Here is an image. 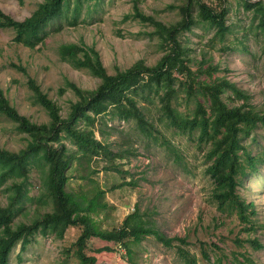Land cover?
Listing matches in <instances>:
<instances>
[{
	"label": "rangeland",
	"instance_id": "rangeland-1",
	"mask_svg": "<svg viewBox=\"0 0 264 264\" xmlns=\"http://www.w3.org/2000/svg\"><path fill=\"white\" fill-rule=\"evenodd\" d=\"M40 1L0 0V9L20 20ZM183 1L80 0L74 18V0H70L69 9L50 21L43 38L33 43L16 40L13 28L0 26V86L20 113L33 121L47 122L46 109L33 98L26 75L16 67L22 65L65 115L69 102L76 98L70 83L89 89L99 79L87 69L63 60L58 52L61 43L82 42L94 47L110 73L138 59L153 64L163 53L160 38L152 24L141 21L133 12L138 9L170 23L180 17L178 6ZM202 1L216 9L225 8L228 29L220 37L214 26L196 21L179 35L189 48L188 65L195 79L209 82L224 77L247 95L254 110L264 114V30L257 26L259 14L252 7L244 8L240 0ZM196 9L195 6L194 16ZM187 85L184 75H175L171 104L191 116L196 102L187 93ZM161 93L153 89L131 93L148 124L153 125L154 136L142 134L135 120L118 118L109 108L96 116L92 126L94 137L106 145L108 152L81 155L70 138L62 137L68 151L76 153L66 171V187L82 201L95 197L97 207L87 215L98 230L119 229L125 217L137 210L141 219L164 236L179 239L173 241V246H166L150 234L139 242L125 237L121 243L91 236L85 253L95 256V264H187L177 253L175 245L179 244L196 264H264L263 124L257 122L241 139L245 151L257 162L255 169L247 167L248 173L237 191L244 204L252 201L253 205L242 213L229 206L220 209L211 197L214 182L206 172L210 144L198 139L197 130L182 133L167 125L165 117L158 118ZM228 95L233 100L231 104L243 101L229 87L224 93L227 98ZM197 97L207 106L201 94ZM27 139L12 119L0 113V146L16 151ZM241 159L246 162L243 154ZM45 169L42 159L31 160L21 196L14 205L13 224L29 222L53 208L44 191ZM11 182V177L0 182L1 205L14 193ZM80 231V226L68 227L63 237L37 232L25 249H20L19 241L12 247L8 264H83L71 246Z\"/></svg>",
	"mask_w": 264,
	"mask_h": 264
},
{
	"label": "trees",
	"instance_id": "trees-1",
	"mask_svg": "<svg viewBox=\"0 0 264 264\" xmlns=\"http://www.w3.org/2000/svg\"><path fill=\"white\" fill-rule=\"evenodd\" d=\"M240 1L244 8L255 9L259 14L257 26L264 30V0ZM69 2L70 0H42L28 16L20 20L0 9V26L13 28L16 40L33 43L43 38L50 21L69 9ZM195 6L197 9L194 16ZM79 8L80 0H74L72 13L74 18ZM178 8L180 17L170 23L159 21L138 9L133 12L141 21L152 24L160 38L163 53L153 64L138 59L131 65L116 68L110 73L94 47L82 42L61 43L58 52L63 60L75 67L87 69L99 79L97 85L89 89H82L70 83L76 98L69 102L65 115H62L58 103L42 90L36 79L22 65L17 64L16 67L26 75L33 98L46 109L49 116L47 122H36L20 113L0 86V113L12 119L16 129L28 136L26 144L16 151L0 146V182L6 177H11L14 190L10 200L5 205L0 204V264H8L9 253L18 241L20 249L23 250L37 232L41 234L50 232L57 237H63L66 229L71 226L81 227L71 246L83 264H95V256L85 253L87 240L91 236L121 243L125 237H131L139 242L144 235L150 234L166 246H173V241L179 239L176 236H164L157 228L141 219L137 215V210L125 217L119 229L98 230L91 224L87 215L97 207L95 197L86 202L82 201L66 187L69 179L66 171L76 153L68 151L65 143L61 142L62 137L70 138L81 155L91 157L108 152L106 145L93 135L92 126L98 114L110 108L112 111L110 112L118 118L135 120L142 134L154 136L153 125L148 124L131 95L137 90L153 89L156 93L162 91L161 115H158V118L165 117L168 120L167 125L177 128L182 133L192 134L197 130L198 139L210 144L206 151V158L209 161L206 172L214 182L211 197L218 208L234 207L242 213L253 205L252 201L244 204L237 191L242 177L248 173L247 167L255 169L257 162L245 151L241 139L249 134L257 122L264 126V114L254 110L247 102V95L224 77H217L209 82L196 80V75L188 65L189 48L179 38V35L189 30L196 21L214 26L215 34L221 37L228 29L224 17L225 8L216 9L202 0H184ZM74 22L75 19L70 21ZM178 74L185 76L188 81L187 93L195 98V113L191 116L176 110L171 104V97L175 92L173 82L175 75ZM227 87L243 99L242 103H230L233 101L230 95L229 99L224 96ZM197 94L204 97L207 106L199 100ZM241 154L245 156L246 162L241 159ZM34 158L42 159L46 165L44 191L49 195L53 208L37 214L29 222L20 221L13 224L14 205L21 196L22 184L27 178L29 165ZM240 217L246 220V217L241 215ZM251 242L257 247L260 246L256 240ZM175 247L187 264H196L189 251L179 244ZM126 250L129 254L130 249Z\"/></svg>",
	"mask_w": 264,
	"mask_h": 264
}]
</instances>
